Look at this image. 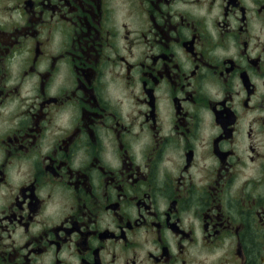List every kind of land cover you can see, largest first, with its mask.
Listing matches in <instances>:
<instances>
[{"label": "flooded vegetation", "instance_id": "flooded-vegetation-1", "mask_svg": "<svg viewBox=\"0 0 264 264\" xmlns=\"http://www.w3.org/2000/svg\"><path fill=\"white\" fill-rule=\"evenodd\" d=\"M195 2L199 4L201 0ZM215 2L212 0V4ZM15 3L17 8L22 6V19L0 20V108L19 101L14 115L19 114L23 119L19 129L9 133L11 139L0 135V184L7 180V166L15 158L29 169L27 184L34 185L38 191L59 194L71 203L73 211L65 236L42 241L38 247L47 250L58 240L72 242V233H76V250L82 264L85 260L89 264H104L94 257L98 250L107 248V240H113L115 247L123 238L125 252L134 250L138 247L139 230L146 228L155 237L160 252L159 257L148 254L153 264H177V258L169 251L168 232L173 238L179 237L178 247L183 255V240L192 235L195 227L190 223L186 230L183 219L193 206L198 208L196 216L202 218L212 211L218 199L208 190L215 187L218 169L207 171L209 184L199 190L191 183L192 176L186 179L185 174L195 163L200 149H203L201 159L217 150L221 154H235L233 146L240 144L243 135L242 118L248 111L258 109L264 113V96L255 108H248L256 90L248 74L264 81V46L257 44L261 52L254 61L248 53L251 43L248 25L232 30L227 15L223 22L213 21L218 41L213 40L203 21L193 22L189 17L183 24L192 30L194 40L189 41L180 31L171 36V31L180 29L181 25H172L164 19L166 13H157L160 24L153 27L157 28L160 40L154 43L159 44L158 59L164 61L160 67H156V59L151 66L143 65L147 70L140 74V94L132 95L138 107L146 108L126 124L120 111L105 103L101 94L100 80L105 74L101 61L105 69L109 64L118 65L101 48L99 34L103 30L97 21L100 16L97 0H15ZM241 4L242 0H223L221 7L228 5L234 16ZM58 14L61 20L67 18L74 25V29L69 28V23L64 25L66 30L74 32L69 37L72 43L62 39L57 43L54 39L53 32L60 21L55 25L53 21ZM231 42L237 48L238 58L219 56L217 49L228 51ZM173 43L186 46L194 63L190 73L184 72L176 62L175 51L171 49ZM134 67L128 66L125 77L128 87L136 82L130 75ZM203 68L208 69L206 74ZM193 79L198 84L195 88ZM237 79L241 81V91L248 92L239 105L243 113L235 101L240 95L236 91L240 87ZM165 80L168 83L161 89L160 84ZM205 82L209 87L222 83L225 99L216 101L211 97ZM66 113L71 115L67 127L62 123ZM209 114L216 134L206 142L204 133ZM252 123H259L260 132L264 133V115L257 116ZM137 125L139 132L134 133ZM137 149L141 163H137ZM165 161L175 164V173L163 167ZM228 166L234 168L235 163L229 161ZM24 202L17 209L20 213L24 211ZM40 203L43 205L44 201ZM161 205L166 208L163 213L159 210ZM28 207L31 212V202ZM101 210L112 213V222L120 229V236L107 228L101 231ZM133 212L138 218L133 217ZM126 228L131 238H127ZM0 264H12V261L0 256ZM127 264H136V259Z\"/></svg>", "mask_w": 264, "mask_h": 264}, {"label": "clouds", "instance_id": "clouds-1", "mask_svg": "<svg viewBox=\"0 0 264 264\" xmlns=\"http://www.w3.org/2000/svg\"><path fill=\"white\" fill-rule=\"evenodd\" d=\"M97 3L100 9L97 21L103 30L99 34L101 48L118 65L109 64L105 69L104 61H101V68L105 73L100 80L101 94L105 103L120 111L126 124L131 123V117H135L139 110L146 108V106L138 107L132 95V93L140 94L142 87L140 74L147 70L143 65L151 66L156 59V67H160L164 61L158 59L161 56L159 44L154 43L160 40L157 28L153 27L160 24V16L157 13L163 15L166 13L164 19L170 21L172 25H181L180 29L171 31V36H176V32L180 31L189 41L194 40L192 30L183 27L184 21L189 17L193 22L203 21L205 28L211 32L213 40L218 41V30L213 29V21L223 22L227 15L232 30L244 24L248 25L251 36L248 53L254 61L261 52L257 44L264 46V0L261 2L242 0L234 16L228 5L221 7L223 0H216L215 4H212V0H201L199 4L195 0H174L171 3L167 0H97ZM21 8L16 7L15 0H0V20L19 22L23 15ZM56 21L60 23L55 26L54 39L57 43L61 39L65 43H72L69 37H72L74 32L66 30L64 25L69 23V28L73 29L74 25L67 18L61 20L59 14L53 21L54 25ZM165 38L168 39V36L166 35ZM105 40L108 44L104 43ZM171 49L175 51L176 62L182 66L184 72L190 73L194 70V63L186 52V46L173 43ZM192 54L194 55L195 51ZM217 54L224 59L238 58L234 42L230 43L228 51L217 49ZM129 65L136 66L130 74L136 81L132 87L127 86L125 79ZM202 72L206 74L208 69L203 68ZM248 75L251 84L256 86L248 105V108L252 109L255 108L260 97L264 96V81L251 73ZM167 83L168 81L165 80L160 84V88L163 89ZM191 83L193 88L198 86L195 79ZM236 83L240 85L236 88L240 95L235 97L239 108L240 101L247 98L248 92L241 91L242 85L239 79ZM205 87L216 101L225 99L222 83L209 87L205 82ZM159 94L158 92L157 95ZM17 104L19 101L11 104L10 107L0 108L3 117L0 122V135L8 136L9 139H11L9 133L18 130L23 119L19 114L14 115ZM239 111L243 113L244 110L239 108ZM261 115L264 113L257 109L248 111L242 118L240 123L243 135L240 144L233 146L236 149L235 154H221L217 150L214 155L201 159L200 153L203 149H200L195 163L185 174L186 179L189 175L192 176L191 183L199 190L209 184L206 179L207 171L218 169L215 187L208 189L216 194L218 199L212 211L205 213L202 218L196 216L198 208L193 206L187 218L183 219L186 230L190 223L195 226L192 235L183 240V255H181V247H178L179 237L173 238V234L168 232L169 251L177 258V264H182V261H187V264H264V133L260 132L259 123H252ZM140 119L143 120L142 117ZM70 120L71 115L66 113L62 121L65 127ZM211 125L212 117L209 114L204 133L206 142L216 134V130L212 129ZM135 132H139L138 125L134 129ZM216 147L219 148L218 142ZM45 151L47 152V149ZM237 157H239L238 163H236ZM229 161L235 163L234 168L228 166ZM137 163H141L139 149H137ZM196 164H199V168ZM163 167L172 173L176 172V166L172 161H165ZM28 174L27 165L19 164L13 158L12 164L7 166L8 178L4 184H0V256L5 261L11 260L12 264H25V262L26 264H57V261L64 264H82L80 254L76 250V233H72V242L58 240L47 250L38 247L42 241L65 236V229L71 225L70 217L73 211L71 203L62 199L59 194L38 191L34 185L27 184ZM29 193L32 195L29 196ZM49 195H52L51 199L48 198ZM22 200L25 201L22 204L24 211L20 213L17 209L21 206ZM41 200L44 201L43 205L40 203ZM29 202L33 206L31 212H29ZM159 210L163 213L166 208L161 205ZM100 215L101 231L107 228L120 236V229L112 222V213L105 214L101 210ZM133 217L138 218L135 212ZM213 218L214 223H212ZM124 231L127 238H131L128 229ZM139 231L138 247L134 250L125 252L123 238L115 247L113 240L109 239L107 248L98 250L94 258H98L104 264H127L133 259H136V264H153L148 254L152 253L154 257L160 255L158 246L154 243L155 237L149 235L146 228H141ZM35 237L38 239H34ZM84 264L89 262L85 260Z\"/></svg>", "mask_w": 264, "mask_h": 264}]
</instances>
